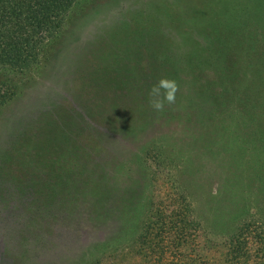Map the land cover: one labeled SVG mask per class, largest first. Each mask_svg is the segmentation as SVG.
I'll list each match as a JSON object with an SVG mask.
<instances>
[{
  "label": "rangeland",
  "instance_id": "rangeland-1",
  "mask_svg": "<svg viewBox=\"0 0 264 264\" xmlns=\"http://www.w3.org/2000/svg\"><path fill=\"white\" fill-rule=\"evenodd\" d=\"M252 10L244 0H83L36 63L0 73L10 88L0 106V264H10L3 252L25 256L39 246L35 235L74 228L86 214L89 193L63 174L90 156L107 172L100 205H123L124 231L117 262L92 256L91 264H151L129 248L149 201L192 208L196 236L186 246L195 258L182 262L203 264V235L216 249L246 219L255 264L263 248L255 235L264 233V17ZM161 77L179 91L158 113L148 93ZM227 212L235 220L220 222ZM45 246L61 255L46 263L76 264L74 248Z\"/></svg>",
  "mask_w": 264,
  "mask_h": 264
},
{
  "label": "trees",
  "instance_id": "trees-1",
  "mask_svg": "<svg viewBox=\"0 0 264 264\" xmlns=\"http://www.w3.org/2000/svg\"><path fill=\"white\" fill-rule=\"evenodd\" d=\"M81 1L83 0H0V73L8 70L22 71L36 63L46 45L63 34L65 27L72 19L73 9ZM8 91L10 88L7 79L0 78V106L8 99L10 95ZM95 141L101 145L104 143L102 140L98 141L96 137ZM72 163L73 166L79 164ZM81 165L72 177L70 174H63V177L66 180L72 178L73 187L80 193L82 191L89 193L88 198L92 200V205L86 214L76 216L77 224H74V228L68 229L65 225V230L54 228L48 236L35 235L39 246L27 250L25 256L21 253L5 251L2 253L3 260L7 259L10 264H60V262L46 263L48 260L54 261L61 258L57 252L58 248L45 246V243H51L56 246L64 244L65 249L74 248L76 264H91L92 256L95 262L104 259L117 262L118 254L123 252L121 248L124 233L123 205L114 206L116 211H105L100 203L104 197L102 180L107 178L106 170L98 165V161L93 156ZM189 175L196 177L193 172ZM171 176L173 181L171 186L175 190L179 186V180L175 175L171 174ZM45 178L49 179V176L45 175ZM176 202L179 201H170L171 207L166 209L160 208L159 205L154 207L152 201L147 204L146 213L149 217L145 221L148 223L140 227V236L134 231L129 242V248L133 255L139 257V261L151 264H186L181 260L195 258L194 255L189 254L186 245L195 238L194 231L198 221L193 216L194 212L189 204L183 202L180 208ZM206 205L212 212L213 207L209 203ZM129 206L130 211H133L136 204L131 202ZM234 220L235 216L230 215V212L224 213L220 218V222ZM247 223L248 220L243 219L239 221L238 227H232L231 230L224 232V240L220 243L221 245H215L216 249L207 248L209 239L203 235L205 248L202 253L204 255L200 257L201 262L203 264H250L253 261L248 251L249 242L252 240L250 231L245 229L246 231L242 232L240 229L246 227ZM255 236L256 243L263 248L257 253L259 255L254 261L255 264H264V233L261 232ZM6 238L7 235L0 236V240L6 241ZM240 238H242V247H239ZM138 243L141 246H138ZM234 244H237V249H234ZM183 248L185 251L188 250L185 255L182 253ZM80 260L85 261L80 263Z\"/></svg>",
  "mask_w": 264,
  "mask_h": 264
},
{
  "label": "clouds",
  "instance_id": "clouds-1",
  "mask_svg": "<svg viewBox=\"0 0 264 264\" xmlns=\"http://www.w3.org/2000/svg\"><path fill=\"white\" fill-rule=\"evenodd\" d=\"M179 91V85L175 79L161 77L149 89V107L155 112H163L166 105L176 103V94Z\"/></svg>",
  "mask_w": 264,
  "mask_h": 264
},
{
  "label": "flooded vegetation",
  "instance_id": "flooded-vegetation-1",
  "mask_svg": "<svg viewBox=\"0 0 264 264\" xmlns=\"http://www.w3.org/2000/svg\"><path fill=\"white\" fill-rule=\"evenodd\" d=\"M244 5L251 6V8H253L252 12H262L261 15L257 16L258 19H260L261 16L264 17V0H244Z\"/></svg>",
  "mask_w": 264,
  "mask_h": 264
}]
</instances>
